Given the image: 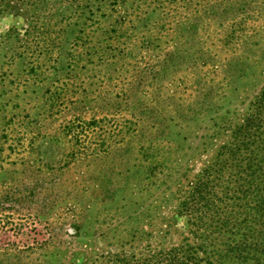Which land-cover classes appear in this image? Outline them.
Returning <instances> with one entry per match:
<instances>
[{
    "label": "trees",
    "instance_id": "16d2710c",
    "mask_svg": "<svg viewBox=\"0 0 264 264\" xmlns=\"http://www.w3.org/2000/svg\"><path fill=\"white\" fill-rule=\"evenodd\" d=\"M237 1L208 3L219 25L232 23L226 34L230 38L235 37L236 27L244 31L245 19L240 17L248 15L255 2ZM165 2L171 3L0 0V22L12 17L23 23L0 34V51L6 50V56L11 50L16 56L22 47L32 52L27 41L64 35L69 48L80 49L69 58L71 67L86 57L85 69L102 67L107 74L128 57L152 53L154 61L138 72L137 87L143 84V72L154 81L168 79L169 85L172 73L184 72L194 93L186 100L173 89L162 93L155 88L143 98L137 92L140 88L133 93L135 82H130L119 100L105 95L96 106L102 110L103 122L118 113L130 118H124L119 128L114 125V134L106 133L90 154L77 158L75 149L70 152L75 166L96 160L103 165L99 181L71 197V230L38 231L32 236L23 232L30 242L13 250L0 249V264H264V86L243 107H223L229 95L219 94L210 72L204 71L216 67L214 55L193 50L201 27L198 20L206 8L174 23L173 48L155 55L151 43L160 37L152 29L157 26L163 33ZM49 41L38 46L43 47L40 53L62 52V42ZM242 57L225 60L222 80L242 79L248 69ZM99 122L93 116L87 127L93 130ZM29 146L42 149L32 139ZM39 152L49 163L64 159V153L57 151L54 156L46 147ZM3 201L19 200L7 194ZM182 219L185 226L180 227Z\"/></svg>",
    "mask_w": 264,
    "mask_h": 264
},
{
    "label": "rangeland",
    "instance_id": "374dc122",
    "mask_svg": "<svg viewBox=\"0 0 264 264\" xmlns=\"http://www.w3.org/2000/svg\"><path fill=\"white\" fill-rule=\"evenodd\" d=\"M170 1L165 2L164 7L161 5V12L166 17L161 26L163 33H158L157 26L152 29L153 35L160 37L159 41L151 43L155 55L173 48L174 23L206 8L207 13L202 11L198 20L201 27L196 32L197 41L193 43V50L214 55L216 67L204 68V71L210 72V78L218 85L216 90L219 94L229 95L230 100L223 101V107L229 104L230 107H243L264 86V0L251 3L250 13L240 17L241 20L245 19V29L243 31L236 27L234 38L226 36L233 27L232 23L221 26L213 18L214 13L208 6L213 0H178L177 4L174 0ZM22 24L21 19L6 18L0 22V34L13 26L20 28ZM61 37L27 41V46L33 45V51H24L22 47L16 56L14 53L12 55V50L7 56L6 50L0 51V249L13 250L30 242L29 235L23 232H30L32 236L38 231L65 234L71 230V197L85 193L86 186L96 179L99 181L98 175L103 165L96 160L90 165L85 162L75 166L72 157H69L70 152L75 149L79 154L77 158L90 154L92 148H99L106 133L114 134V125L119 128L124 124V118H130L118 113L107 116V121L103 122L102 110L96 109V106L105 100V95L119 100L122 89L130 82H135L132 83L135 94L138 72L145 70L148 62L154 61L152 53L146 54L145 58L135 55L110 68L106 74L102 67L90 69L92 67L89 66L85 69L84 57L80 65L74 68L69 65V58L74 52L80 53V49L73 51L66 37ZM49 40L56 45L62 42V52L40 53L43 47L38 46H45ZM134 41L139 42V38ZM22 52L27 54L22 57ZM28 53H32V56L29 57ZM65 55L68 56L65 58ZM239 55L247 62L245 75L241 80H222L225 60ZM34 64L38 65L35 70L31 69ZM145 74L142 73L143 84L137 87L140 88L138 94L143 98H148L155 88L162 93L173 89L180 99L190 100L194 95L191 80L184 72L172 73L171 85L166 82L168 79L160 77L154 81ZM93 116L100 122L90 130L87 121ZM74 132L77 135H73ZM31 139L41 148V144H44L43 148L31 150ZM45 147L52 151L51 155L57 151L64 153V159L53 163L44 161L45 157L41 158L43 154L39 151ZM75 185L78 188L82 186V190H77ZM92 190L91 187L86 195ZM7 194L19 201L6 204L3 200ZM184 224L183 219L179 221L180 227Z\"/></svg>",
    "mask_w": 264,
    "mask_h": 264
}]
</instances>
